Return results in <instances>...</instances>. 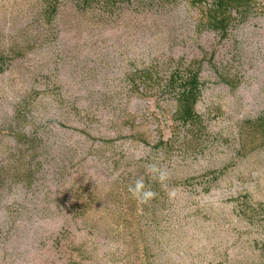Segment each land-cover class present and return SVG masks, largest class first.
I'll use <instances>...</instances> for the list:
<instances>
[{
    "label": "rangeland",
    "instance_id": "obj_1",
    "mask_svg": "<svg viewBox=\"0 0 264 264\" xmlns=\"http://www.w3.org/2000/svg\"><path fill=\"white\" fill-rule=\"evenodd\" d=\"M257 2L219 39L188 0H62L50 21L42 0H0V50L25 49L0 70V264H264ZM187 66L203 129L176 128L165 154L176 102L160 92ZM150 68L158 85L131 88ZM149 163L170 178L141 205L128 187Z\"/></svg>",
    "mask_w": 264,
    "mask_h": 264
},
{
    "label": "trees",
    "instance_id": "obj_2",
    "mask_svg": "<svg viewBox=\"0 0 264 264\" xmlns=\"http://www.w3.org/2000/svg\"><path fill=\"white\" fill-rule=\"evenodd\" d=\"M43 1V14L47 21H50L52 17L57 13L58 7L62 0H42ZM76 5L85 9L89 6H94L99 2L103 6L110 7L111 4H115L117 1L122 0H75ZM129 2L130 0H125ZM189 4L196 8L198 12L197 23L195 25L196 32L202 30L214 32L219 39L225 38L229 34L230 28L235 23L244 20L251 12L258 10V0H188ZM25 49L17 51L13 47H9L8 50H0V70H3L7 65V59L9 57L23 54ZM153 70L150 68L138 76L133 75L130 80L131 88L136 87V79L139 80V85L143 84L146 88L153 85H158L159 79ZM199 68H191V66L176 68L173 70L160 92L169 93L175 96V110L172 114V128L171 135L166 140L159 139L156 146H160L164 150L165 154L169 153L172 148V141L174 131L178 127H191L193 128L192 136L200 137L203 129V122L200 115L196 112L195 105L201 93L199 80ZM251 135L253 139L255 136H261L263 142L256 146L264 145V115L259 117L253 123ZM251 137V138H252ZM199 140V139H198ZM252 140V139H251ZM189 145V143L187 144ZM29 148L30 145L28 146Z\"/></svg>",
    "mask_w": 264,
    "mask_h": 264
},
{
    "label": "clouds",
    "instance_id": "obj_3",
    "mask_svg": "<svg viewBox=\"0 0 264 264\" xmlns=\"http://www.w3.org/2000/svg\"><path fill=\"white\" fill-rule=\"evenodd\" d=\"M145 173L149 183H145V178L139 177L135 179L128 187V191L133 199L139 204L146 205L152 200L156 199L159 195L152 186L151 182L158 183L162 189L167 188V181L170 178V173L166 166L159 163H149L145 166ZM167 195L171 198L175 196V191H169Z\"/></svg>",
    "mask_w": 264,
    "mask_h": 264
}]
</instances>
